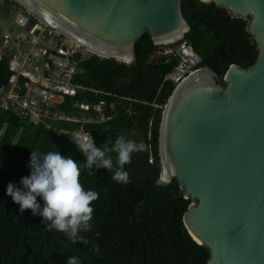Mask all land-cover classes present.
<instances>
[{
	"label": "trees",
	"instance_id": "1",
	"mask_svg": "<svg viewBox=\"0 0 264 264\" xmlns=\"http://www.w3.org/2000/svg\"><path fill=\"white\" fill-rule=\"evenodd\" d=\"M15 6L21 8L14 1L3 0L0 12H15ZM182 11L190 28L185 38L201 56L199 66L213 68L223 85L232 64L244 68L254 64L258 50L247 31L248 21L199 0H183ZM160 48L145 33L136 43V60L131 64L89 55L79 62L82 71L76 75V80L89 89L68 98L62 107L79 116L82 112L69 106L75 100L89 105L101 100L115 103L114 110L106 111L110 120L84 124L83 130L91 133L97 147L109 139L114 143L119 134L146 146L133 153L131 163L124 166L129 172L126 184L114 181L113 173L102 167L94 165L91 172L82 167L84 189L99 193L92 202V230L80 233L89 240L87 245L72 243L62 232L46 231L47 222H42L39 214L33 215L31 209L21 212L20 205L6 194L9 182L26 191L20 181L31 174V150L41 154L59 151L81 165L86 159L83 153L69 134L0 110V264H67L72 256L80 264H206L209 249L193 238L183 221L190 201L176 180L158 184L162 113L154 105L167 104L175 84L164 79L177 64L173 56L167 59L158 55ZM9 75V59L1 56L0 84ZM53 126L70 131L79 128L68 123ZM112 156L115 159L114 153ZM37 202L42 209L43 199L37 197ZM93 244L99 245V253H93Z\"/></svg>",
	"mask_w": 264,
	"mask_h": 264
},
{
	"label": "water",
	"instance_id": "2",
	"mask_svg": "<svg viewBox=\"0 0 264 264\" xmlns=\"http://www.w3.org/2000/svg\"><path fill=\"white\" fill-rule=\"evenodd\" d=\"M10 1L95 55L127 64L145 33L164 45L190 29L183 0ZM199 1L248 21L258 54L248 68L232 64L225 85L206 65L175 85L160 124L158 184L176 180L190 201L183 221L209 249L206 264H264V0Z\"/></svg>",
	"mask_w": 264,
	"mask_h": 264
},
{
	"label": "built area",
	"instance_id": "3",
	"mask_svg": "<svg viewBox=\"0 0 264 264\" xmlns=\"http://www.w3.org/2000/svg\"><path fill=\"white\" fill-rule=\"evenodd\" d=\"M160 46L158 55L177 60L164 79L175 85L201 62V56L185 37ZM91 54L94 53L25 9L9 14L0 12V57L9 59L10 70L8 80L0 84V110L36 126L45 125L58 133L69 134L71 138L89 133L83 130V125L110 120L106 111L114 110L115 103L101 100L89 105L75 100L69 106L79 109L82 112L79 116L67 113L62 107L68 98L89 89L76 80V75L82 71L79 62ZM154 106L163 113L166 105ZM89 112L92 113L85 114ZM52 123H68L79 128L57 129Z\"/></svg>",
	"mask_w": 264,
	"mask_h": 264
},
{
	"label": "clouds",
	"instance_id": "4",
	"mask_svg": "<svg viewBox=\"0 0 264 264\" xmlns=\"http://www.w3.org/2000/svg\"><path fill=\"white\" fill-rule=\"evenodd\" d=\"M71 141L86 158L83 165L71 156H62L59 151L41 154L31 150V174L23 176L20 181L26 191L9 182L6 194L20 205L21 212L31 209L33 215L39 214L42 222H47L46 231L62 232L72 243L87 245L89 240L80 233L92 230V202L99 198V193L84 189L80 182L82 167L90 172L94 165L102 167L113 173L114 181L126 184L129 182V172L124 166L131 163L133 153L145 150L146 146L124 134L116 135L114 143L109 139L102 147L95 145L89 133L78 134ZM37 197L44 201L42 209ZM92 251L99 253V245L93 244ZM67 264H80V261L72 256Z\"/></svg>",
	"mask_w": 264,
	"mask_h": 264
},
{
	"label": "rangeland",
	"instance_id": "5",
	"mask_svg": "<svg viewBox=\"0 0 264 264\" xmlns=\"http://www.w3.org/2000/svg\"><path fill=\"white\" fill-rule=\"evenodd\" d=\"M2 1L3 0H0V11H1V9H2ZM12 9L13 10H18V9H23L22 7L21 8H18L17 6H15V7H12Z\"/></svg>",
	"mask_w": 264,
	"mask_h": 264
},
{
	"label": "bare ground",
	"instance_id": "6",
	"mask_svg": "<svg viewBox=\"0 0 264 264\" xmlns=\"http://www.w3.org/2000/svg\"><path fill=\"white\" fill-rule=\"evenodd\" d=\"M95 53H98L97 51H94ZM100 55V53H98ZM123 60V59H122Z\"/></svg>",
	"mask_w": 264,
	"mask_h": 264
}]
</instances>
